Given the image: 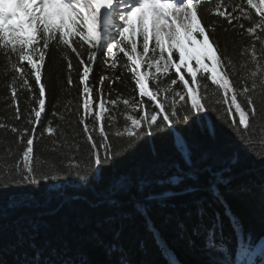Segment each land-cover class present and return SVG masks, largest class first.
I'll list each match as a JSON object with an SVG mask.
<instances>
[{"label": "snow or ice", "instance_id": "1", "mask_svg": "<svg viewBox=\"0 0 264 264\" xmlns=\"http://www.w3.org/2000/svg\"><path fill=\"white\" fill-rule=\"evenodd\" d=\"M202 9L209 17L206 23ZM218 28L248 38L239 61L226 45L221 46ZM50 47H56L67 62L68 86L74 83L72 54L77 60L79 106L75 115L86 136V152L74 140L69 144L63 131L57 136L59 124L53 127L51 120L41 124L46 110L42 74ZM98 53L105 56L104 70L90 83ZM0 58L8 89L5 107L13 109L12 120L23 119L25 125L8 123L7 118L0 121V129L15 135L16 147L3 149L6 159L19 153L11 167L5 164L0 169V175L5 180L11 177L14 185H40L65 176L87 183L90 174L93 179L110 175L117 161L145 137L173 133H179L174 145L183 163L169 181L184 183L186 172L199 179L196 149L182 130L207 127L211 116L206 113H215L238 142L233 164L239 163L240 148L264 161V0H0ZM125 80L139 99L135 94L123 97L115 87H127ZM209 82L216 89L212 94L220 93L215 105L208 102ZM21 90L27 94L26 112L20 107ZM65 109L70 118L73 109L68 105ZM52 115L66 118L56 111ZM38 129L40 136H57L51 151L59 152L58 164H37L34 142ZM211 131L215 135L214 126ZM65 147L67 154L61 150ZM216 179L227 182L225 177H214L213 189ZM134 183L132 177L121 175L115 178L112 190L130 193ZM9 188L0 183V191ZM17 202L10 198L13 206ZM138 210L151 230L147 206ZM229 223L234 232L239 229L240 236L245 235L238 218L230 217ZM222 228L221 222V237ZM153 235L155 238L157 233ZM259 246L260 264H264V237ZM205 248L220 252L223 259L219 264H234L227 244L222 239L217 243L216 226L208 230ZM252 248L249 240L241 246L240 255L250 256ZM169 264L177 262L169 259ZM249 264L257 262L250 260Z\"/></svg>", "mask_w": 264, "mask_h": 264}, {"label": "trees", "instance_id": "2", "mask_svg": "<svg viewBox=\"0 0 264 264\" xmlns=\"http://www.w3.org/2000/svg\"><path fill=\"white\" fill-rule=\"evenodd\" d=\"M201 15L206 23L209 17L203 9ZM216 36L221 46L226 45L228 52L239 61L241 47L248 43V38L220 28ZM104 60V54L98 53L90 83L104 70ZM3 64L0 58V121L7 118L8 123L23 128V119L12 120L13 109L5 107L8 89ZM72 64L74 83L68 86L67 62L56 47H50L42 74L46 110L41 124L47 125L49 120L53 127L59 124L57 136L63 131L69 144L74 140L86 152V136L82 135L83 126L77 123L75 115L79 105L74 54ZM125 84L127 87L122 84L115 87L123 97L135 94L139 99L132 84L128 80ZM108 91L105 87V93ZM214 91L215 86L209 82L208 102L213 105L220 98L218 91L212 94ZM19 95L21 110L26 112L27 94L21 90ZM69 101H72L70 105ZM65 105L73 109L70 118ZM119 107L122 111L124 106ZM54 111L66 118L59 120L52 115ZM205 115L211 116L206 121L207 127L182 130L196 149L199 173L197 179L195 173L186 172L187 178L182 184L169 181L183 163L174 145V136L179 133L145 137L117 161L110 175L93 179L90 174L87 183L75 176H65L42 181L40 185L21 186L12 184L11 177L5 180L0 175V183L10 185L7 192L0 191V264H169V259L177 264H219L223 259L220 252L205 248V238L213 226L217 230V243L222 239L227 244L234 264H249L250 260L260 264L259 245L264 237V161L247 148H240L239 163L233 164L238 142L215 113ZM118 119L123 125V117ZM213 126L215 135L211 131ZM57 136L46 133L40 136L38 129L34 142L37 164L59 163V152L51 151ZM6 145L16 147L15 135L0 129V169L5 164L11 167L19 156L17 152L6 159L8 154L3 152ZM61 150L68 152L67 147ZM121 175L133 178L135 183L130 193L113 192V182ZM214 177H225L227 182L216 179L213 189L210 185ZM10 198L18 200L15 206ZM143 205L147 206L151 230L138 210ZM230 217L238 218L243 237L239 229L233 231ZM249 240L253 246L251 255L241 256L240 248Z\"/></svg>", "mask_w": 264, "mask_h": 264}]
</instances>
